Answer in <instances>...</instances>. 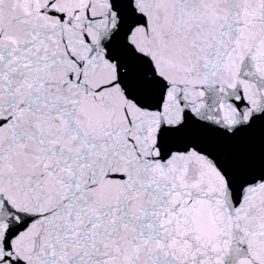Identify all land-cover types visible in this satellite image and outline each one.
<instances>
[{
    "label": "snow or ice",
    "instance_id": "obj_1",
    "mask_svg": "<svg viewBox=\"0 0 264 264\" xmlns=\"http://www.w3.org/2000/svg\"><path fill=\"white\" fill-rule=\"evenodd\" d=\"M0 264H264V0H0Z\"/></svg>",
    "mask_w": 264,
    "mask_h": 264
}]
</instances>
